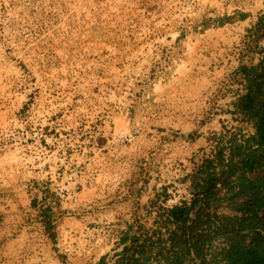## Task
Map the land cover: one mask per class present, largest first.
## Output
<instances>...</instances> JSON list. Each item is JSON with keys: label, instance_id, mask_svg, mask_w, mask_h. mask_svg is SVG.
Here are the masks:
<instances>
[{"label": "rangeland", "instance_id": "374dc122", "mask_svg": "<svg viewBox=\"0 0 264 264\" xmlns=\"http://www.w3.org/2000/svg\"><path fill=\"white\" fill-rule=\"evenodd\" d=\"M233 9V0H0V207L13 195L61 197L65 212L88 197L126 198L144 173L120 156L133 163L138 137L192 139L216 115L220 134L201 158L230 156L243 134L233 101L264 35L232 25ZM219 216L200 226L221 235ZM69 245L80 255L85 241Z\"/></svg>", "mask_w": 264, "mask_h": 264}, {"label": "crops", "instance_id": "0c3cea01", "mask_svg": "<svg viewBox=\"0 0 264 264\" xmlns=\"http://www.w3.org/2000/svg\"><path fill=\"white\" fill-rule=\"evenodd\" d=\"M233 6L232 25L251 34L261 29L259 19L264 16V0L260 3L233 0ZM256 46L247 67L257 66L264 56V36L258 37ZM250 83L251 77L242 73L238 98L233 101L235 114L231 117L237 135L243 133L242 141L233 145L248 151L264 149V144L258 143L255 122L236 106ZM218 120L216 115L210 123L206 122L200 128L202 132L192 139L175 136L169 143L162 144L160 134L145 133L138 137L143 142L135 148L133 163L123 162L121 155V166L147 173V176L143 174L141 178L128 181L132 185L129 189L134 192L118 201H97L88 197L67 205L65 212L61 197L42 196L35 200L8 196L6 206L0 207V264H173L176 255L183 256L181 264H198L201 256H197L191 241L202 234L198 233L200 220L196 218L194 224L187 225L186 221L175 222L169 216L171 209L183 204H191L198 215L206 209L216 211L221 222L227 221L228 227H223L221 232L227 247L204 264H231L226 252L233 247L255 251L258 248L256 237L264 238L263 207L255 208L260 219L256 227L242 229L240 233L232 231L231 227L251 215L249 210L257 194L261 195L258 202L264 197V184L258 190L241 193L237 170L226 181L219 177L209 196L204 197L208 188L207 174L219 175L230 160L228 151H223L224 159L203 173L197 171L204 164L201 154L214 150L210 134H220L212 131L220 128ZM231 160L237 163L239 157L234 155ZM91 170L97 173L102 168L97 165ZM258 174L264 175V164L258 170L246 172L245 177L253 183ZM87 187L91 188V181ZM74 236H81L85 241L80 255L69 245ZM194 251L195 260L191 257Z\"/></svg>", "mask_w": 264, "mask_h": 264}, {"label": "trees", "instance_id": "16d2710c", "mask_svg": "<svg viewBox=\"0 0 264 264\" xmlns=\"http://www.w3.org/2000/svg\"><path fill=\"white\" fill-rule=\"evenodd\" d=\"M259 23L260 27L264 28V16L259 19ZM243 73L251 77V83L247 86L246 92L238 99L236 106L247 118L252 119L255 122L258 143L262 145L264 144V56L260 59L257 66L244 67ZM234 155L239 157L238 164L233 163L231 160ZM216 156L219 162L222 157L220 150L216 153ZM229 158L230 160L227 163V168H222L219 175H216L214 172H209L207 174L205 182L208 185V188L207 191L204 192V197L209 196L210 190L221 177L226 181V179L237 170L240 172L238 184L241 193L248 190H258L264 184V175L258 174L256 181L254 180L253 183L249 182V179L245 177L246 172H252L254 169L258 170V168L264 164V149L248 151L246 148L245 150H241L240 147L232 145ZM212 162L213 161L210 159L204 161V171L210 169ZM259 196L261 195L257 194L256 201L250 207L249 212L251 215L249 217L241 218L236 225L233 224L231 227L232 231L234 230V232L240 233L242 229H252L260 223L255 208L259 206L263 207L264 210V197L258 202L261 199ZM192 205L194 206V202H192ZM187 214L188 208L185 204L173 208L169 212L170 219L175 222L186 221ZM209 235V233H202L197 236V239L202 241L208 238ZM256 241L258 248L255 251H247L243 248L240 249L239 247H233L232 249L227 250L226 258L230 260L231 264H264V238L257 236ZM196 249L197 256H201V251L198 247H196ZM182 257V255H176L173 264H181ZM204 263L205 262H202V264Z\"/></svg>", "mask_w": 264, "mask_h": 264}, {"label": "built area", "instance_id": "2783aa9c", "mask_svg": "<svg viewBox=\"0 0 264 264\" xmlns=\"http://www.w3.org/2000/svg\"><path fill=\"white\" fill-rule=\"evenodd\" d=\"M186 206L188 208V214L186 219L187 225L194 224L197 219L203 222L207 219L206 216L211 214H218L216 213V211L212 212L206 209L203 211V213H200V215H198V210L192 207L191 204H187ZM198 233H210V237L202 241H199L196 237L191 241L192 245H195L201 251V257L197 259L198 264L210 261L217 252H220L221 250L227 247V240L225 236L213 235V233L208 231V228H206V226H201V228L198 229ZM191 257L195 260V251L192 252Z\"/></svg>", "mask_w": 264, "mask_h": 264}]
</instances>
